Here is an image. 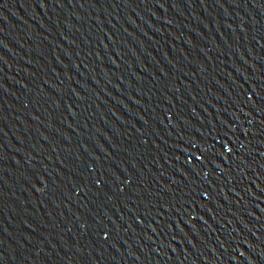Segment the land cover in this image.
<instances>
[{
	"label": "water",
	"instance_id": "water-1",
	"mask_svg": "<svg viewBox=\"0 0 264 264\" xmlns=\"http://www.w3.org/2000/svg\"><path fill=\"white\" fill-rule=\"evenodd\" d=\"M0 264H264V0H0Z\"/></svg>",
	"mask_w": 264,
	"mask_h": 264
}]
</instances>
